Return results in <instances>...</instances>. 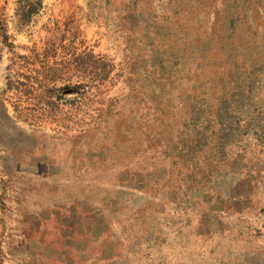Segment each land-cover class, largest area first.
I'll list each match as a JSON object with an SVG mask.
<instances>
[{
	"label": "rangeland",
	"instance_id": "374dc122",
	"mask_svg": "<svg viewBox=\"0 0 264 264\" xmlns=\"http://www.w3.org/2000/svg\"><path fill=\"white\" fill-rule=\"evenodd\" d=\"M127 124L166 189L119 264H264V0H0V264L14 204L113 164Z\"/></svg>",
	"mask_w": 264,
	"mask_h": 264
},
{
	"label": "crops",
	"instance_id": "0c3cea01",
	"mask_svg": "<svg viewBox=\"0 0 264 264\" xmlns=\"http://www.w3.org/2000/svg\"><path fill=\"white\" fill-rule=\"evenodd\" d=\"M134 124H127L129 127L125 130L111 131L119 136L118 142L128 143L129 147L125 145L131 150H126L113 164L97 171L89 167L90 174H81L76 179L68 175L56 179L49 172L50 184L60 183L58 190L49 187L45 194L38 192L42 197L35 198L29 205L14 204L22 213L17 225V250L4 256L5 261L15 264H119L121 257H126L120 252L121 247L140 236L138 226L145 222L144 209L150 211L152 201L159 200L160 186L166 189V146L154 135L158 147L163 148L162 175H158L160 164L148 162L144 154L137 149L133 151L134 146H130V140L142 145L147 137V142L151 141V132L143 127L138 134L133 130ZM102 160L105 163L106 158ZM53 165L54 162H50V166ZM75 186L81 189L78 195L72 191ZM88 187H95L97 191ZM124 189L129 190L126 197L121 195ZM134 193L144 198L139 206L132 202ZM52 234L65 243L63 249L50 245Z\"/></svg>",
	"mask_w": 264,
	"mask_h": 264
}]
</instances>
